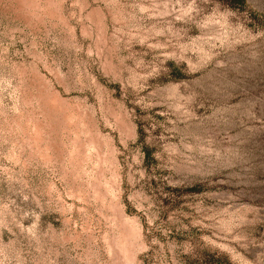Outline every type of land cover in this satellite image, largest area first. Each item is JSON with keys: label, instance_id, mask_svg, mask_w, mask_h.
<instances>
[{"label": "rangeland", "instance_id": "374dc122", "mask_svg": "<svg viewBox=\"0 0 264 264\" xmlns=\"http://www.w3.org/2000/svg\"><path fill=\"white\" fill-rule=\"evenodd\" d=\"M0 264H264V0H0Z\"/></svg>", "mask_w": 264, "mask_h": 264}]
</instances>
